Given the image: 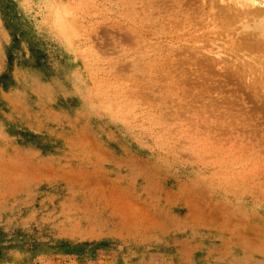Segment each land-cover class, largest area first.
Returning <instances> with one entry per match:
<instances>
[{
	"label": "rangeland",
	"instance_id": "rangeland-1",
	"mask_svg": "<svg viewBox=\"0 0 264 264\" xmlns=\"http://www.w3.org/2000/svg\"><path fill=\"white\" fill-rule=\"evenodd\" d=\"M242 6L0 0V264H264Z\"/></svg>",
	"mask_w": 264,
	"mask_h": 264
},
{
	"label": "bare ground",
	"instance_id": "bare-ground-1",
	"mask_svg": "<svg viewBox=\"0 0 264 264\" xmlns=\"http://www.w3.org/2000/svg\"><path fill=\"white\" fill-rule=\"evenodd\" d=\"M257 1H259V0H246V2H249L250 3V5L251 6H249V7H247V6H242V9H243V13L245 14H243L244 15V17H243V20H245L244 21V30H247V29H250L251 27H250V23H252V22H254V25L255 24H257V22L259 21V24H257V26L256 27H253V29L256 31V32H258V34L256 33V34H254L253 32L252 33H244V38H246V39H248V42H250L249 40H252L251 41V43H253V41H254V43L252 44L254 47H255V50H260V49H262V47H263V49H264V19H263V14L264 13H260V12H264V11H260V10H255V6H257L256 5V3H257ZM261 2H259V5H261V3H264V0H260ZM234 8H236L235 6H233ZM228 9V8H227ZM226 9V10H227ZM234 10H237V8L236 9H234ZM233 9L231 10V12L234 14V12H237V11H234ZM241 10V9H240ZM216 11V10H215ZM214 11V12H215ZM228 12L230 13V10L228 9ZM242 11H240V13H241ZM238 13V12H237ZM239 13V14H240ZM242 14V13H241ZM235 15V14H234ZM237 15V14H236ZM235 17V16H234ZM262 17V18H261ZM232 18V17H231ZM236 18V17H235ZM242 18V17H241ZM238 19V21H239V18H237ZM242 20V21H243ZM240 22V21H239ZM236 23H237V20H236ZM246 34V35H245ZM260 38V42H258L259 41V39H257V38ZM240 38V37H239ZM242 40H243V38H242ZM231 49V48H230ZM208 52V51H207ZM212 52V51H211ZM209 54H211L210 53V51H209ZM215 54H219V53H215ZM214 54V55H215ZM218 56V55H217Z\"/></svg>",
	"mask_w": 264,
	"mask_h": 264
}]
</instances>
